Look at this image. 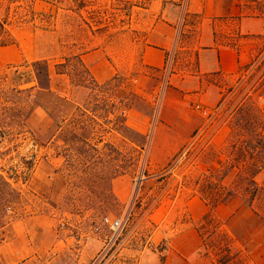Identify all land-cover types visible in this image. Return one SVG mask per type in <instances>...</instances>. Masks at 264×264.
<instances>
[{
  "label": "rangeland",
  "instance_id": "obj_1",
  "mask_svg": "<svg viewBox=\"0 0 264 264\" xmlns=\"http://www.w3.org/2000/svg\"><path fill=\"white\" fill-rule=\"evenodd\" d=\"M243 3L249 15L264 16V0ZM150 4L0 0V20L11 24L18 40L0 49V69L45 60L54 73L65 59L84 56L101 81L89 84L84 69L72 62L78 71L74 81H54L58 90L54 86L35 101L47 108L49 127L35 104V117L25 128L0 118V226L16 216L52 214L59 239L70 248L67 259L78 257L80 264H172L182 252H193L194 242L181 236L194 230L202 244L193 264H250L244 248L255 245L236 243L215 210L244 209L242 222L248 206L257 215L263 210L264 165L255 166L246 153L243 158L239 145L248 138L238 137L232 125L243 109L244 125L264 135V63L245 71L243 80L238 75L218 80L216 97L202 92L208 79H191L194 50L179 49L164 70L146 67L142 53L153 20L144 10ZM255 43L257 55L263 36ZM178 72H185L188 91L199 86L201 94L177 88L184 84ZM48 160L60 172L58 197L43 171L27 169ZM25 178L31 183L24 184ZM48 195L58 206L49 204ZM193 198L209 208L197 222ZM106 219L121 220V228L113 231ZM235 227L239 236L248 231L245 224Z\"/></svg>",
  "mask_w": 264,
  "mask_h": 264
},
{
  "label": "crops",
  "instance_id": "obj_2",
  "mask_svg": "<svg viewBox=\"0 0 264 264\" xmlns=\"http://www.w3.org/2000/svg\"><path fill=\"white\" fill-rule=\"evenodd\" d=\"M186 1L187 4L184 6L180 0H151L149 8L144 10L153 22L145 37L146 46L142 53V63L151 69L164 70L169 63V57L172 54L175 55L179 49L180 51L194 50L196 70L193 72L196 76L194 75L191 79L203 81L208 79L207 83L202 84V92L212 97L220 96L218 80L236 76L241 68L250 64L256 56L255 41H258L261 36L264 38V16L249 15L243 0ZM10 26L9 23L8 30L14 43L0 47L3 51L13 48L18 42ZM188 34H195V36L187 38L186 41L183 40ZM182 45L183 48H181ZM82 59L85 62L84 56ZM59 64L61 63L57 65ZM57 65H55L54 73L50 68L51 91H54V86L55 90H58L54 81L69 79L66 74H57ZM90 71L94 79L101 84L98 76L94 75L91 69ZM184 73L175 74L184 83L176 87L185 90L186 94L200 95L201 87L199 86L190 91L185 88L187 78L184 79ZM213 79L215 81H212ZM40 110L45 113L47 127H49L51 120L47 110L43 108ZM36 111H33L29 121L35 117ZM165 124L170 125L167 121ZM42 164L43 166L37 164L34 170L43 171L46 180L50 183V193L58 197L61 190L59 186H56L60 181L59 169H56L50 160ZM30 181L31 179L26 184L31 183ZM53 195L51 197L48 195V202L58 206L55 204ZM189 203L193 221H200L209 213L208 206L203 204L201 199L193 198ZM238 210V207L222 205L217 207L215 214L225 224L236 243L255 245L244 248V251L247 249L249 263L264 264V205L262 212H258L259 215L256 214L257 211L253 206H248L245 210L249 212V215L244 222L240 221L239 216L244 209ZM55 222V217L48 213L16 216L7 220L4 226H0V264H80L78 257L75 262L67 259L70 248L59 239ZM236 222L247 226L248 231L244 236L237 234ZM251 225L253 227H250ZM181 238L191 239L194 242L193 252H182L179 259L172 264H193L202 244L201 235L194 230L185 233Z\"/></svg>",
  "mask_w": 264,
  "mask_h": 264
},
{
  "label": "trees",
  "instance_id": "obj_3",
  "mask_svg": "<svg viewBox=\"0 0 264 264\" xmlns=\"http://www.w3.org/2000/svg\"><path fill=\"white\" fill-rule=\"evenodd\" d=\"M9 23L0 20V47L9 46L14 43L10 31L8 30ZM66 63L57 65V74H66L71 81L76 78L78 71L75 69L72 62L81 66L84 69L83 78L91 85H95L96 81L82 59V56H76L73 61L67 58ZM264 63V46L254 57L253 61L242 67L237 74L240 80L245 77V71L250 72L251 68L257 63ZM60 71H59V70ZM100 86V85H97ZM51 73L48 61H36L32 64H22L16 67H8L0 69V118L6 117L9 124L16 123V126L25 128L28 126V121L36 107L47 110L44 106L36 104L37 101L44 93H51ZM222 100L221 103L222 104ZM48 111V110H47ZM49 113V112H48ZM239 116L237 123L232 125V130L238 137H247V141H243L239 147L241 155L244 153L250 156V160L255 166L264 165V135L251 126L244 125V117L247 113L243 109L237 112ZM124 119V118H123ZM59 129L62 128V123L58 124ZM61 125V126H60ZM29 134L34 137V134L29 129ZM245 137V138H246ZM59 139L58 134L54 136V140ZM37 145V140L33 139ZM244 158V155H243ZM36 164L35 161L27 165L29 173H31ZM256 177V176H255ZM4 184L9 186V182L2 177ZM29 182V178L24 179V184Z\"/></svg>",
  "mask_w": 264,
  "mask_h": 264
},
{
  "label": "built area",
  "instance_id": "obj_4",
  "mask_svg": "<svg viewBox=\"0 0 264 264\" xmlns=\"http://www.w3.org/2000/svg\"><path fill=\"white\" fill-rule=\"evenodd\" d=\"M8 210H10V209H8ZM105 222L115 232L118 231L121 228V226H122L121 220H112V221H109L108 219H106Z\"/></svg>",
  "mask_w": 264,
  "mask_h": 264
}]
</instances>
